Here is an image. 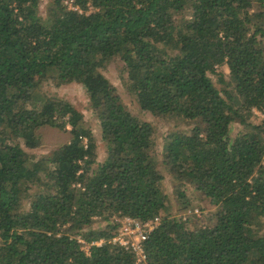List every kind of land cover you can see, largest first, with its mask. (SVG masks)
<instances>
[{"label": "trees", "instance_id": "1", "mask_svg": "<svg viewBox=\"0 0 264 264\" xmlns=\"http://www.w3.org/2000/svg\"><path fill=\"white\" fill-rule=\"evenodd\" d=\"M42 1L0 0V264H264V0ZM111 63L174 124L161 153ZM46 83L85 89L105 156ZM161 163L206 218L183 219L184 192L174 210ZM125 215L161 220L144 261L111 242Z\"/></svg>", "mask_w": 264, "mask_h": 264}, {"label": "rangeland", "instance_id": "2", "mask_svg": "<svg viewBox=\"0 0 264 264\" xmlns=\"http://www.w3.org/2000/svg\"><path fill=\"white\" fill-rule=\"evenodd\" d=\"M49 2L50 0H43L41 2L40 10H42V12L46 10V7L48 6L47 4H49ZM107 74L112 80V82L118 86L122 95V99L127 105V107L135 115L152 122L156 126V137L158 142L156 149L158 153H161L162 147L164 146L165 137L169 135V132L175 130L174 124L168 123L164 119L158 116H154L151 113H147L140 108L135 96L132 93H129L124 87L123 80L120 75V66L118 64L111 63L107 69ZM45 90L49 94H56L60 97L65 98L66 100H69L70 102L74 103V105L85 114L86 120L92 125V128L99 139L98 151L101 155L100 157L102 158L103 156H105L107 152L106 145L100 140L101 130L97 122L96 116L95 114H93L90 108L88 95L85 89L78 83L63 84L61 86H55V84L53 83H46ZM255 112L258 115H263L262 112L257 109H255ZM160 167L163 170L166 169V167L162 163L160 164ZM166 175L167 193L169 194V197L171 199V205L174 210H176L177 208L178 197L181 198V196L179 195L181 194L180 192H184L186 195L184 199L181 198L182 202L185 200V198L190 200L187 210L181 213L184 220H188L191 218H193L194 221L204 219L209 215V212L214 209L213 205H211L207 201L200 200L198 195L193 193V189L190 184L184 183L183 181H177L175 178H172V176L168 174L167 171Z\"/></svg>", "mask_w": 264, "mask_h": 264}, {"label": "built area", "instance_id": "3", "mask_svg": "<svg viewBox=\"0 0 264 264\" xmlns=\"http://www.w3.org/2000/svg\"><path fill=\"white\" fill-rule=\"evenodd\" d=\"M65 3L72 9L84 12L83 9L74 4V0H65ZM90 9H92V6ZM116 220L119 222V228L117 233L112 237L111 242L132 250L137 257L138 262L146 260L147 254L145 242L149 238L151 232L160 225V218L155 217L147 221H141L125 215L116 217ZM77 239L81 243L82 249L88 254L91 253V247L93 245H102L104 243V239L93 242H88L80 236H78Z\"/></svg>", "mask_w": 264, "mask_h": 264}]
</instances>
